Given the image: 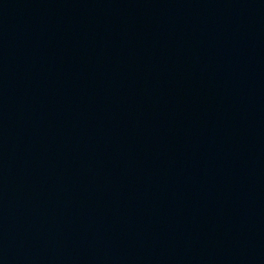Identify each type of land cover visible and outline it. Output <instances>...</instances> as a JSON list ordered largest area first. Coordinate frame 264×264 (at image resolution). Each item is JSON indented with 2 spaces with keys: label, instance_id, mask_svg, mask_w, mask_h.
<instances>
[{
  "label": "water",
  "instance_id": "95a60500",
  "mask_svg": "<svg viewBox=\"0 0 264 264\" xmlns=\"http://www.w3.org/2000/svg\"><path fill=\"white\" fill-rule=\"evenodd\" d=\"M0 264H264V0H0Z\"/></svg>",
  "mask_w": 264,
  "mask_h": 264
}]
</instances>
